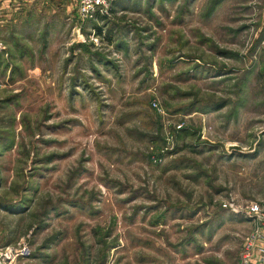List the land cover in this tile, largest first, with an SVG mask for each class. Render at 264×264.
Returning <instances> with one entry per match:
<instances>
[{
    "label": "rangeland",
    "instance_id": "rangeland-1",
    "mask_svg": "<svg viewBox=\"0 0 264 264\" xmlns=\"http://www.w3.org/2000/svg\"><path fill=\"white\" fill-rule=\"evenodd\" d=\"M62 1L0 0V249L236 264L234 207L264 206V0Z\"/></svg>",
    "mask_w": 264,
    "mask_h": 264
},
{
    "label": "built area",
    "instance_id": "built-area-1",
    "mask_svg": "<svg viewBox=\"0 0 264 264\" xmlns=\"http://www.w3.org/2000/svg\"><path fill=\"white\" fill-rule=\"evenodd\" d=\"M116 0H78L77 17L84 21L96 14L108 15L111 5ZM223 204V207H226ZM232 206V205H231ZM237 212H243L251 221V230L245 237L236 264H259L264 262V206L256 201H250L243 207H234ZM27 246L6 247L0 249V264H10L20 256L27 254ZM257 258L258 262L254 261Z\"/></svg>",
    "mask_w": 264,
    "mask_h": 264
},
{
    "label": "crops",
    "instance_id": "crops-1",
    "mask_svg": "<svg viewBox=\"0 0 264 264\" xmlns=\"http://www.w3.org/2000/svg\"><path fill=\"white\" fill-rule=\"evenodd\" d=\"M33 0H27V5H31ZM60 2H63L62 0H59ZM78 2V0H77ZM252 227V226H251ZM254 261L258 262V259L255 258ZM259 264H264V262H258Z\"/></svg>",
    "mask_w": 264,
    "mask_h": 264
}]
</instances>
